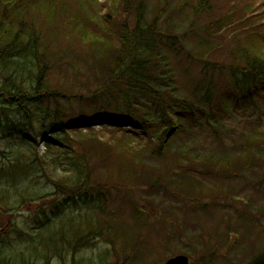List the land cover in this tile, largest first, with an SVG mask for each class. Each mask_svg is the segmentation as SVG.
Segmentation results:
<instances>
[{"label": "trees", "instance_id": "16d2710c", "mask_svg": "<svg viewBox=\"0 0 264 264\" xmlns=\"http://www.w3.org/2000/svg\"><path fill=\"white\" fill-rule=\"evenodd\" d=\"M215 2L179 0L178 12L194 18L188 31L199 24L202 54L227 24L223 18L231 17L215 19ZM173 5L172 0H0V264H50L52 254L65 264V253L76 264V255L97 241L115 245L122 238L121 252L131 249L137 263L146 255L138 238L153 228L138 205V190L146 188L153 200L169 191L207 213L210 204L230 198L226 185L206 182L207 177L258 169L264 184V37L255 29L244 32L224 66L203 58L183 90L172 58L186 49L168 23ZM253 8L250 3L243 8L241 23H252ZM236 111L247 115L251 130L231 136L220 117ZM98 118L112 121L93 126ZM205 128L219 140L214 153L221 155L200 159L173 150L176 141ZM41 140L42 154L35 145ZM32 203L33 214L16 218ZM238 208L232 206L236 225L226 227L245 226L237 255L243 264L264 249V232L256 228L263 226L257 219L264 208ZM71 214L96 217L98 227L53 251L43 234ZM117 216L130 223L113 226L107 220ZM40 239L48 250L40 254L44 262L33 257ZM203 245L195 253L204 259L210 253ZM176 254L189 256L159 253L152 264ZM102 255L100 264H106V252Z\"/></svg>", "mask_w": 264, "mask_h": 264}, {"label": "rangeland", "instance_id": "374dc122", "mask_svg": "<svg viewBox=\"0 0 264 264\" xmlns=\"http://www.w3.org/2000/svg\"><path fill=\"white\" fill-rule=\"evenodd\" d=\"M101 1L104 3L106 0ZM172 2H174V5L171 7L170 13L168 14L170 16L168 23L170 25H175L176 34L178 35L177 40H184L186 49L182 50L180 53L177 51L172 58L180 82L178 85L181 86L183 90L189 87L194 77L198 75L203 65V58H211L213 62L222 63L224 66L225 63L227 64L231 61V52L235 50L234 43L242 38V35L244 36V32L255 29L261 37H264V0H216V10L214 12L215 19L223 18L226 15L231 17L228 19L223 18L224 23L227 22V24L220 32L212 36L209 44L212 51L209 52V49L202 54L201 48L197 46V41L201 40V30L197 28L199 24L196 22L197 26L195 25L192 30L188 31L190 25L193 24V16L178 12L179 0H172ZM248 3L252 4L254 7L251 13L253 15L251 16V24L241 23L240 20V18L244 17V15L241 14L242 11L244 12L243 8H245ZM150 4L154 5L152 1ZM170 5H172L171 1ZM201 23H203V21H201L200 24ZM82 71L85 72V67L82 68ZM57 79L60 80V78ZM224 79H226V75H223V80ZM69 81L70 80L64 81V83L68 84ZM221 115L223 114L221 113ZM247 118V115L241 114L239 111H236V113H233L229 117H225L224 115L220 117L224 124H226V131L230 132L231 136H238L244 130H251V126L247 124ZM102 119L103 118H98L94 120L98 122L93 121V126H99L97 125L99 121H105ZM118 122L119 123L115 121L113 123L115 125L123 124L128 127V122ZM75 123L85 125L83 120H77ZM104 134L107 135L106 133ZM105 137L108 138L107 136ZM105 137L104 139H106ZM230 142L231 139H228L227 145H229ZM215 144L221 147L219 140L212 137L209 129L206 130L205 128L197 131L193 130L190 135H186L183 139H179L172 146L174 151L178 150V148H182L188 151V154L191 156L197 155L200 156V159H206L216 151ZM35 145L41 154L45 151L43 141H37ZM220 153L214 154L221 155ZM235 154H239V152L236 151ZM146 159L150 162L155 161L150 156ZM203 169V167L200 168V170ZM210 174H213V172H210ZM213 177L214 175L209 176L205 181H211L217 185H221V183L226 185L224 187L226 193L224 194L230 193V198L221 202L217 207L210 204L212 208H208L209 212L207 213L194 210L192 204L197 205L196 203L192 200H182L179 197H175L169 191L160 192L159 195L155 194L157 200H153L148 197L149 194L145 191L146 188L138 190V205L147 213V217H150L153 223V228L150 231L142 230V234L138 238L146 252L144 259L141 258L135 263L137 256L134 255L132 257L133 253L131 249H127V252H121V243H126L124 238L121 237L122 239L115 243V245L109 242L105 243L104 240L97 241L95 243L97 245L94 248L83 250L79 256L76 255V264H100L104 257L102 253L105 252L107 255L106 264H152L153 261H151V257L157 258L159 253L169 257L174 255L177 251L189 254L192 264H206L208 260H211L208 264H241L237 259V255L241 251V248L239 249L238 247H240L243 242L241 239L243 233H245V226L242 229L228 228L226 227V223L228 222L233 225L237 223L232 206L237 208L240 207L238 209H241L244 207V204H246L250 207V210L252 209L254 211L262 207L264 208V184L262 185L260 183L261 176L258 169H250L230 178L219 176L217 179H214ZM212 179L214 181H212ZM46 190L49 194L53 191L50 187H47ZM232 198H238L240 201L235 203L232 201ZM218 200L221 201L222 199L218 198ZM203 206L207 207L208 205ZM36 208L37 206L34 204L29 205L23 208L20 211L21 214L17 215L16 218H26L33 214ZM249 219L251 220L250 216ZM107 220H109V223L113 224V226L123 222L130 223V221L124 220L121 216H117L115 219L108 218ZM257 220L263 225H256L257 230L264 232V214ZM11 222L12 220L8 219L10 226ZM92 225L96 228L98 227L96 217L90 218L84 214H71L57 223L54 227H50L49 233L46 234L48 236L43 234V237L45 239H47V237L51 239L48 243L52 245L53 251H60L62 246L65 245L64 241L66 239L68 241L73 240L76 234H81V236L87 235L91 228L95 230ZM124 227L127 228V225H124ZM180 227H183V229H180ZM40 242L42 246L35 244V251L39 254L33 256L36 262H44L45 258L40 254H47L48 252L46 241L40 239ZM71 243L75 242L73 241ZM203 244L208 246L210 253L208 258L205 257L204 259L200 253H195L196 250L202 249L204 246ZM51 257L50 264H58L59 257L54 254H52ZM63 259L65 260V264H71L72 256L65 253Z\"/></svg>", "mask_w": 264, "mask_h": 264}, {"label": "water", "instance_id": "95a60500", "mask_svg": "<svg viewBox=\"0 0 264 264\" xmlns=\"http://www.w3.org/2000/svg\"><path fill=\"white\" fill-rule=\"evenodd\" d=\"M165 264H190V259L185 255H178L169 259ZM247 264H264V251L250 260Z\"/></svg>", "mask_w": 264, "mask_h": 264}]
</instances>
